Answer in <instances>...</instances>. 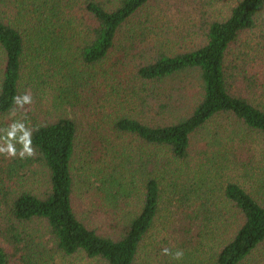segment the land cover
Returning a JSON list of instances; mask_svg holds the SVG:
<instances>
[{
  "label": "trees",
  "instance_id": "obj_1",
  "mask_svg": "<svg viewBox=\"0 0 264 264\" xmlns=\"http://www.w3.org/2000/svg\"><path fill=\"white\" fill-rule=\"evenodd\" d=\"M151 1L86 0L85 12L79 16L70 5L65 7L66 0H63L57 3L54 13L46 14L44 21L43 7L58 0H39L34 10L39 18L35 19L36 24L29 36H24L9 20L6 22L0 17V53L3 58L0 115H12L16 108L13 97L24 94V73L30 67L26 52L29 43L35 48L30 56L35 53L38 58L51 56L46 79L53 78L49 73L57 70L64 84L80 89H91L92 83L113 74L104 64L120 43L130 49V53L124 49L120 65H124L123 62L128 64L129 57L141 50L143 62L136 66L137 77L142 86H152V89H142L145 93L142 94L143 107L152 111V118L157 119V123L131 117H123L115 123L118 131L136 137L154 152L141 159L144 168L159 172L165 167L183 164L198 174L217 176L233 170L230 146L244 147L254 139L264 144V108L255 104L249 95L256 79L249 64H238L234 60L239 56L235 50L243 35L257 27L264 0H232L226 18L212 20L203 28L204 40L200 46L182 53H169L160 48L148 57L143 48L144 40L136 42L138 33L135 28L141 24L145 16L141 17V14L147 11ZM148 18L149 15L145 17V24ZM76 24L82 26L77 32L74 29ZM147 31L142 27L141 37ZM127 38L131 40L130 46L125 42ZM76 49L75 68L76 64H72L69 55L72 57ZM79 63L82 66L80 72L77 70ZM31 68L38 79L44 77L41 70L38 72L40 63ZM169 82H176L181 87L156 89ZM188 99L197 104L190 107ZM25 108L24 112L18 109L15 113L26 114ZM219 118H227L231 124L216 127L221 122ZM34 129L32 147L35 156L21 160L20 170L24 171L34 162L39 163L47 170L49 187L41 193L24 190L10 205L9 214L14 222L2 230L7 244H0V264L37 262L32 255L29 256L34 254L31 247L34 240H26L20 232L21 226L30 225L32 228L34 222L46 224L55 248L67 256L82 254L91 261L104 264H137L142 245L160 213L164 193L161 178L157 175L148 177L136 196L127 191L125 195L118 191L112 194L105 189L116 184L129 190L119 174L112 177V184L103 181L104 190L102 187L99 190L119 200L116 216L122 224L117 235H103L90 228L76 209L75 121L59 117L36 125ZM165 153L169 155L166 162ZM249 161L242 165L247 173L244 175L255 179L257 175H252L253 165L250 166ZM141 172L136 171L135 175ZM189 180L188 188L179 180L172 182L178 194L172 223L177 229L184 220L189 221L188 226L206 225L207 236L217 241L216 249L219 247L215 264H245L264 243V204L238 182L226 183L220 199L215 194L217 185L211 180ZM133 196L135 202L129 206ZM218 204L223 206L221 210ZM179 214L182 218L177 219ZM185 230L190 232L189 228ZM11 247L12 255L9 253ZM15 256L18 258L16 262L13 261ZM184 257L183 263H189L191 256L189 261L187 255Z\"/></svg>",
  "mask_w": 264,
  "mask_h": 264
},
{
  "label": "rangeland",
  "instance_id": "obj_2",
  "mask_svg": "<svg viewBox=\"0 0 264 264\" xmlns=\"http://www.w3.org/2000/svg\"><path fill=\"white\" fill-rule=\"evenodd\" d=\"M62 1L58 0V2L49 4L48 7H43L41 13L44 21L46 14L54 13L57 3L60 4ZM85 1L66 0L64 6L69 7L70 5L74 9L72 11L80 16L85 12ZM231 1L152 0L147 11L141 14V17L145 14L141 24L135 28L138 33L136 42L144 40L143 48L147 50L148 57H151L160 48L169 53H182L194 49L203 43V28L209 22L222 20L228 16ZM38 3L39 0H0V17L6 22L9 20L21 30L24 36H29L39 18V15L34 11ZM147 15L149 18L145 24ZM142 27L148 31L141 37ZM79 28H82L80 24L74 26L76 32ZM125 42H128L129 46L131 45V40L128 38ZM34 49L33 43H29L26 52L29 54L28 65L30 67L25 70L23 78L24 94L30 93L33 103L30 106L25 105L26 114L19 111L20 113L14 115H0V129L7 128L16 120H24L31 128L43 124L45 121H54L59 117L74 120L77 127L73 162L77 197L75 201L76 209L79 215L85 219L87 225L99 233L111 237L117 235L122 228V224L116 216L117 209H119L116 205H119L117 202L119 200L102 192L104 190L101 185L103 181L108 180L109 184H112V177L119 174L122 177L121 181L126 183L125 186L129 190H124L116 184L109 185L105 189L112 194L117 193L116 191L124 194L127 191V193L133 192L136 196L142 191L145 180L152 175H157L162 180L164 191L160 213L152 231L142 245L137 264H186V261L183 263L184 256L181 260H174L171 256L163 255V248H169L173 253L177 249L183 250L188 261L191 256L190 262L187 264H215L214 257L219 247L216 249L217 241L211 240L207 236L206 225L203 227L199 223L196 226H188L187 222L189 221L184 220L185 222L179 226L180 229H177V225L172 223L171 216L172 213H176L178 205L177 190L172 182L179 180L184 187L188 188L189 178L196 179V181L211 180L217 185L215 194L221 199L223 187L226 183L234 181L241 184L264 204L263 142L254 139L250 143L247 142L244 147L238 144L230 146L232 148L230 164L233 170L224 172V175L198 174L193 172L191 167H186L183 164L168 166L159 172L151 168L149 171L144 168V160L141 159L152 156L154 152L136 137L121 133L115 128V123L123 117L157 123V119L152 118V111L143 107L142 94L145 93L142 89H152V86H142L136 72V66L143 62V52L136 51L129 57L128 64L123 62L124 65H120L125 48L118 43L104 64L106 69L113 74L106 79L102 78L100 81L92 83L91 89H80L75 88L74 85L64 84L57 70L49 73L54 76L53 78L46 79L51 56L41 55L38 58L35 53L32 57L30 54ZM125 51L130 53L128 48ZM73 53L72 57L69 55V59L72 64H76V68L78 50L76 49ZM235 53L239 55L238 58H234L235 62L249 64L251 74L256 79L254 88L249 91L250 98L255 104L264 108V9L258 18L257 27L243 35ZM37 63H40L38 72L41 70V74L44 75L41 80L32 74L31 66ZM81 67L79 63L77 68L79 72ZM2 71L3 58L0 53V76ZM177 87L181 86L176 82H169L168 85L156 89ZM188 102L190 107L193 103V106L197 104L192 99H188ZM22 111L24 112V109ZM218 120L221 122L217 126L214 125L216 127L231 124L227 118ZM16 147L19 149L20 145L17 144ZM167 157L169 155L165 153L164 162ZM248 160H250V166L253 165L252 175H257L255 179H248L245 176L247 173L245 174L246 171L242 165ZM20 161L18 156L15 159H10L0 155V244H7V238L3 237L2 230L14 222L9 214V207L14 199L24 190L41 193L49 187L48 173L43 166L34 162L27 169L21 171ZM136 171L142 172L135 175ZM178 177H182V179ZM174 178L177 180H173ZM100 187L102 190H99ZM134 202L135 197L133 196L128 205L133 206ZM215 204L217 206V201ZM222 207L221 204H218V209L221 210ZM180 218L182 216L179 214L177 219ZM31 225L32 228H29L30 225L21 226L20 232L26 240H34L31 245L34 254H29L30 257L32 255L36 259L37 262L34 264H104L91 261L82 254L67 256L57 251L48 234L46 224L34 222ZM186 228L190 229L189 233L186 230L183 231ZM9 253L12 255V247ZM17 260L18 258L15 256L13 261ZM245 264H264V243L254 251Z\"/></svg>",
  "mask_w": 264,
  "mask_h": 264
},
{
  "label": "clouds",
  "instance_id": "obj_3",
  "mask_svg": "<svg viewBox=\"0 0 264 264\" xmlns=\"http://www.w3.org/2000/svg\"><path fill=\"white\" fill-rule=\"evenodd\" d=\"M13 103L16 108L13 115L18 109H24L25 105H31L33 98L30 93L16 95L13 97ZM34 128L28 126L24 120H16L7 128L0 129V155L5 158L15 159L17 156L21 159L31 158L35 155V149L32 147V132ZM20 148L17 149L16 145ZM162 254L171 256L174 260L183 259V250L177 249L174 253L169 248H163Z\"/></svg>",
  "mask_w": 264,
  "mask_h": 264
}]
</instances>
